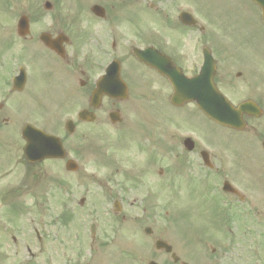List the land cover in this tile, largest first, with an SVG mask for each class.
I'll list each match as a JSON object with an SVG mask.
<instances>
[{"label":"rangeland","instance_id":"obj_1","mask_svg":"<svg viewBox=\"0 0 264 264\" xmlns=\"http://www.w3.org/2000/svg\"><path fill=\"white\" fill-rule=\"evenodd\" d=\"M9 1L5 12L11 16L10 19L2 18L6 15L0 7V36L9 35L8 31L15 28L19 14H27L30 9L35 10L34 16L58 12V15L65 16L69 22H74L72 25L65 22L71 29L74 26L80 28L85 38L80 41L81 45L76 43L74 47L80 48L92 61L91 50L95 47V43L89 40V34L98 32L100 28L97 20L89 12V6L94 0H81V3H78L79 0H65L62 5L51 10L52 12L44 11L39 0L33 3L31 0ZM168 1L175 3L165 6L166 0H142V3L140 0H103L107 5V16L113 19L119 18L115 22L117 32L123 31L125 34L139 35L142 30H146L147 33L152 26L158 29L156 32L168 33L164 24L165 17H169L171 13L175 17L182 8L190 9L198 23L210 29L212 36L209 39L213 48L224 50L222 66L218 63L220 76L224 75V72L220 71L221 68L229 69L238 65L242 68L246 66L258 70L257 75L252 73L250 76L255 81H262L264 31L258 28L261 35H256L243 26L242 23L254 21L247 10L249 7L240 5L238 0ZM150 4L152 9L147 7ZM173 4L176 12L172 7ZM138 6L140 7L136 11ZM126 11L134 12L130 13V16L132 15L136 22L130 21L124 24L128 16ZM226 15L231 17L224 22L221 19L227 17ZM74 16L81 18L77 21ZM158 16L165 17L158 19ZM166 22L168 25H173L169 19H166ZM227 22L242 25L235 33L248 37L244 43L247 44L246 46L263 49L258 52L259 55L245 45L237 43V35L226 31ZM252 25L253 28L256 27V24ZM71 32L77 36L75 30ZM181 32L194 34L198 38L190 39L192 42L188 47L193 48L199 44L200 36L196 33V29L183 28ZM231 33L233 36L229 38L228 35ZM174 36L172 31V38ZM126 38L120 39L123 49L127 48ZM95 39L93 35L92 41ZM123 49H120L117 55L127 53V49L126 51ZM13 52L16 53V49H13ZM89 69H92V66ZM152 79L149 84L152 89L149 90L148 96L157 95L156 82L163 85L160 81ZM77 84V82L70 83L72 87ZM58 86L59 84H54V88ZM237 86L241 88L239 83ZM75 87L76 89L66 88L64 95L66 94L67 99L61 101L59 96L58 99L52 97L43 79L37 78L24 94H16V98L13 96L11 107L14 119H34V124L40 128L45 127L47 132H50L54 123L58 121L62 124L67 119L74 121L76 113L87 107L86 100H78L81 93H78V86ZM226 88L230 89L229 86ZM134 92L140 95V90ZM168 92L165 86L164 99ZM162 103H164L162 113L164 125L161 126L164 133L160 134L165 135V143H171L163 161L159 160L162 152L156 149L144 151L146 137L150 133L145 132L146 115L142 110V104L128 101L118 105L122 113L121 123L114 125L109 123L107 119L109 104H103L96 113V124L78 125L75 135L81 132L83 126L85 136L84 154L76 160L79 165L76 172H67L63 163L44 161L32 168L33 170L23 166L16 167V171L13 172L16 173V178L13 173L4 176L0 180V203L3 204L0 205V264H79L81 259H90L81 264H146L148 260H155L161 264L170 257L163 251L154 249L153 243L157 236L168 242L180 259H192L195 248L201 249L206 255H211L213 248L215 250V254L211 255L213 259H256L251 252L253 246L251 237L258 234L264 240V192L250 190L253 193L252 197L260 196L259 203L263 215L260 217L259 226L249 230L234 229L227 232L224 228L227 222L223 223L222 212L216 209L208 210L207 205L193 208V197H197L194 193L197 186L195 182L187 184L186 180L179 174L176 175L173 170L164 174L165 176L169 173L170 181H162L164 177L159 176L157 171L159 168L166 171L167 167H172L174 154L171 150L174 145L180 144L179 139L182 135L195 134L202 144L205 143V139L211 142L215 139V131L204 126V120L194 107L185 105L182 109H174L165 100ZM153 122L154 129L159 127L157 115L154 116ZM1 124L4 130L11 129L10 135L3 136L12 140L16 123L9 119L7 125ZM61 129L64 131L63 127ZM2 139L0 137V141ZM217 140L220 141L222 138L218 137ZM67 143L70 145L69 148L76 150L77 145L74 141L71 142L70 137ZM1 145L0 142V147L3 149ZM5 157L0 150V170L6 167ZM254 157V153L247 149L241 150L240 147L227 151V163L233 172L237 165L252 163ZM180 164L183 165L184 161L181 160ZM124 175H128L130 179L125 180ZM135 179L138 181H133ZM15 181L16 198L13 195L4 196V189L13 192L11 187L14 186ZM81 197H84V200L79 203ZM114 200L120 204V213L113 212ZM158 202L166 205L163 207L159 203L157 208ZM144 208L147 210L144 211ZM65 214L68 217H63ZM122 214L126 216L124 220H121ZM200 216L208 221L207 224L204 223L205 228L193 227L191 223H195ZM216 217L219 220L213 223ZM91 221H95L97 228L93 241H90L92 239L88 227ZM220 225L223 227L221 233L217 231ZM146 226L152 228L154 235L152 233L147 236L143 233V228ZM34 229L38 231L40 241ZM258 252L260 255L257 254L256 257L264 259V242L258 247Z\"/></svg>","mask_w":264,"mask_h":264},{"label":"flooded vegetation","instance_id":"obj_2","mask_svg":"<svg viewBox=\"0 0 264 264\" xmlns=\"http://www.w3.org/2000/svg\"><path fill=\"white\" fill-rule=\"evenodd\" d=\"M39 1L41 2L42 0ZM48 1L51 2L52 5L50 4V7L53 11L58 5H62L65 0ZM140 1L142 3V0ZM97 2L101 1L97 0ZM246 3L254 8L250 1H246ZM51 10L50 12H52ZM226 16L221 20L228 21L227 18L230 20V16ZM106 18L107 16L100 19ZM27 19L28 32L23 36H18L16 33L14 35V31H8L9 35H3L4 37L0 36V131H2L0 137L3 138L0 141L3 149L0 147V150L6 156L5 165L12 169V172L16 171V167L34 168L44 161L62 163L70 157L69 155L76 159L81 158L84 154L83 139L85 134L82 126L81 132L75 135L76 128L78 125L97 123V118L93 123L77 120L75 123L73 122L75 131L72 134L62 131L61 128H64V123L62 124L60 121L54 123L50 131L51 134L53 133L59 137L65 149V158L43 160L36 164H30L23 155L24 141L21 138V130L24 125L38 126L34 124V119L31 118L15 120L11 101L16 94H24L30 88L31 83H35L37 78L43 79L47 83L52 97L58 99L59 96V100L64 101V99H67L66 94L64 95L66 88L76 89L75 86H78V93H81L78 100H86L89 103L94 84L103 74L106 58L110 57L111 60H118L120 66H123L121 78L126 84L128 97L126 99H111L103 96L99 100L100 103L97 109L93 110L94 113H97L103 104H109L108 112H113L118 111L115 107L117 103L126 102L129 99L134 103H141L148 98H156L157 96H144L147 92L146 85L152 78L158 79L161 83L170 87L158 72L132 56L130 45L128 46V52L126 47L123 49L118 44L116 45V42L109 43L111 34L108 31L107 24L111 25V18H109L110 22L105 24L98 23L100 27L98 32L89 34V40L95 43V47L91 50L92 61L80 48L74 47L76 43L81 45L80 41H83L85 36L83 37L82 32L77 27L74 26L71 29L69 24L66 25V23L72 25L73 21L69 22L66 17L58 15V12L45 16L28 15ZM230 24L231 27L235 28L233 23L230 22ZM172 28L175 34L174 38H172V33H165L166 36L164 33L150 36L147 32L139 36L140 42L137 46L141 49L154 48L160 54L165 55L172 65L181 71L185 77H193L198 73L203 63L202 47H188L190 42H192L190 39L197 40L198 38L194 34L190 35L187 32H181L180 28L175 25ZM190 29H196L200 40L210 43L209 37L212 36V33L209 28L206 29L196 24ZM71 30H75L77 36H74ZM46 34L50 35L51 38L59 34H65L69 40L67 43L62 44L64 46L63 49L54 52L45 47L41 41V36L44 37ZM93 35L96 37L95 41H92ZM237 37V43L245 45V40L248 37L244 35H237ZM182 39L184 41L183 44H181ZM246 45V48L256 54L263 50ZM13 49H16V53L13 52ZM120 49L124 51L127 49V53H123L120 56L117 55ZM210 52L215 60L214 84L218 91L235 110H238L241 104H247L246 109L239 115L243 126L240 129L223 126L213 122L199 112L198 115L204 120V126L215 131V139L212 142L205 139V143L202 144L195 134L191 137L192 143L184 141L186 136L185 138L180 137V144L177 143L171 150L174 154L172 170L176 172V175L179 174L183 177L187 184L194 182L197 184L194 189L197 197H193V208L197 209L201 205H207L208 210L216 209L222 212L223 223L227 222L224 226L227 232L234 229L236 231L254 229L259 226L260 217L263 215L259 203L260 196L252 197L253 193L250 190H256L259 193L264 192V78H262L261 82L255 81L250 75L252 73L257 75L258 70L246 66L242 68L238 65L231 66L229 69L221 68L220 71L224 72L221 77L218 63L222 66L224 50L222 48V51H219L212 47ZM91 66L92 69H89ZM90 80L92 83H90ZM75 82L78 84L72 87L70 83L75 84ZM56 83L60 86L56 87L57 89L54 88ZM237 83H239L241 88L237 86ZM226 86H229L230 89H227ZM55 89L56 91H54ZM58 90L60 91L58 92ZM138 90H140V95L134 92ZM62 94L63 96H61ZM67 94H69V91ZM87 108L92 110L90 105H87ZM9 119L16 123L12 140L3 136L10 135L9 131L11 129L4 130L1 124L7 125ZM40 129L44 131L45 127ZM192 131L196 133L194 130ZM74 136L75 138H72ZM68 137H70L71 142L74 141L75 145H77L76 150L69 148ZM218 137H221L222 140H217ZM162 140V135L156 134L155 136L152 134L150 138L151 148L164 152V145L160 143ZM236 147H240L241 150L247 149L251 151L255 157L252 163L237 165L236 170L233 172L227 163V151ZM181 160L184 161L183 165L180 164ZM34 174L37 173L34 172ZM158 174L163 176L164 171L160 169ZM13 175L16 178V173H13ZM177 180L179 181V179ZM220 187L222 188V193H219ZM12 194L16 198V181ZM159 203L164 207V203L158 202L157 208ZM146 210L147 208H144V211ZM194 215L196 217V214ZM121 219H124V217L121 216ZM215 220H219V218L216 217L213 223H216ZM205 222L207 224L208 221L200 216L191 225L205 228ZM222 229L223 227L220 225L218 227L220 233ZM157 238L159 237L155 239ZM251 239L252 244L260 242L261 236L254 234ZM214 252L215 250L211 248V253L215 254ZM211 255H206L201 252V249L195 248L192 259H178L175 262H170L167 259L166 262L161 264H264V259H213Z\"/></svg>","mask_w":264,"mask_h":264},{"label":"water","instance_id":"obj_3","mask_svg":"<svg viewBox=\"0 0 264 264\" xmlns=\"http://www.w3.org/2000/svg\"><path fill=\"white\" fill-rule=\"evenodd\" d=\"M253 1L259 4L264 22V0ZM92 11L97 15H102V9L97 6L92 7ZM186 17L190 16L186 15ZM183 22L186 24L195 23L192 18L185 19ZM137 56L140 60L142 59L150 66L156 68L160 73L167 76L170 84L174 88V93L171 97V102L173 104L179 105L186 100H193L208 117L212 118L216 122L230 126H238L237 119L233 116L234 113L237 114V111L239 112V110L235 111L230 104L226 102L220 94H218L215 88L211 86L209 77L206 81V87L203 81L201 82V79L207 75L204 66L201 68L200 74L197 78L186 80L181 74L173 69L171 64H168L166 58L162 55L156 54L152 57V59L141 57V54ZM98 90L99 88L94 91V98L97 96V93H99ZM94 100L92 101L93 104H95ZM79 117L82 120H93V116L86 111L80 113ZM69 125L70 124H67V129L72 131L71 125ZM22 136L28 142L25 153L31 161L41 160L44 157H56L61 155L60 142L55 137L48 136L40 130L30 126H26L24 128ZM67 164V168H72V162H68ZM155 247L165 248L166 251L170 250V247L166 243L158 240L155 242ZM172 257L173 259H176L174 255H172ZM148 264L154 263L150 262Z\"/></svg>","mask_w":264,"mask_h":264}]
</instances>
